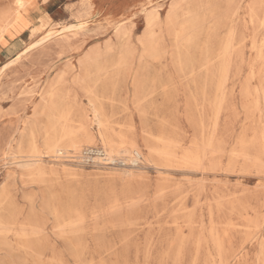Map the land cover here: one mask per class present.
Segmentation results:
<instances>
[{"label":"rangeland","instance_id":"obj_1","mask_svg":"<svg viewBox=\"0 0 264 264\" xmlns=\"http://www.w3.org/2000/svg\"><path fill=\"white\" fill-rule=\"evenodd\" d=\"M172 1L0 0V264H264V0Z\"/></svg>","mask_w":264,"mask_h":264},{"label":"bare ground","instance_id":"obj_2","mask_svg":"<svg viewBox=\"0 0 264 264\" xmlns=\"http://www.w3.org/2000/svg\"><path fill=\"white\" fill-rule=\"evenodd\" d=\"M189 2L192 3L195 0H180V2L178 0L172 1L169 4V7L166 11L165 16L162 18L161 14H160V10L157 9H151L147 12H145V14L143 15V20L145 23V30L146 32L149 34V36H151V33L155 30V28H157L160 23H200V16L197 15L193 10H187V11H182L181 10V6L183 4V2ZM33 4V3H32ZM19 6H22L21 1L19 2ZM29 7V6H28ZM20 18V17H19ZM18 19L15 20L14 23L18 22ZM197 26V25H196ZM12 27V26H11ZM192 27V26H191ZM69 27H65V29H68ZM43 37V36H42ZM228 45V44H227ZM227 45L226 46V51L228 52L227 49ZM225 50V49H224ZM17 59V57H16ZM224 67V66H223ZM203 69V68H202ZM224 69V68H223ZM222 69V70H223ZM222 72V71H221ZM1 73V72H0ZM223 75V72H222ZM222 80V78H221ZM220 86V85H219ZM221 88V87H220ZM219 89V87H218ZM219 91V90H218ZM215 103V102H214ZM218 111V110H217ZM202 125V123H201ZM202 127V126H201ZM62 131V130H61ZM72 145V144H71ZM103 146V145H102ZM107 146V145H106ZM7 149V148H6ZM124 153H128L129 152V148L127 147H123L121 149ZM58 152V151H57ZM31 154V153H30ZM193 161V160H192ZM199 161V160H198ZM191 162V161H190ZM171 165V164H170ZM219 260V259H218Z\"/></svg>","mask_w":264,"mask_h":264}]
</instances>
